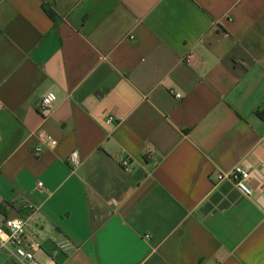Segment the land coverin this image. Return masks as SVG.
<instances>
[{
	"label": "crops",
	"instance_id": "obj_1",
	"mask_svg": "<svg viewBox=\"0 0 264 264\" xmlns=\"http://www.w3.org/2000/svg\"><path fill=\"white\" fill-rule=\"evenodd\" d=\"M236 167L249 198L214 179ZM18 217L42 264H264V0H0V221Z\"/></svg>",
	"mask_w": 264,
	"mask_h": 264
},
{
	"label": "built area",
	"instance_id": "obj_2",
	"mask_svg": "<svg viewBox=\"0 0 264 264\" xmlns=\"http://www.w3.org/2000/svg\"><path fill=\"white\" fill-rule=\"evenodd\" d=\"M186 62L190 63L191 57H188ZM176 97L181 98V95H177ZM55 103L56 96L54 94L46 95L38 106V112L46 118L52 111ZM114 122L115 120L113 118H109L106 124L113 125ZM38 137L40 139V145L36 146L33 151L36 156H39L43 152V147L54 148L56 146L55 139L48 133L40 131ZM82 163L79 152L74 151L70 154L68 165L72 173H75L81 167ZM121 164L124 168L128 169L129 162L127 160L122 161ZM250 176V171L242 167H236L228 173L215 174L214 179L217 183L230 181L243 196L249 198L253 195V191L248 185ZM38 187L42 188L43 184L39 183ZM26 226L27 220L22 217L0 221V254L6 255L11 264H42L35 258V252L39 249V246L30 242L25 232ZM45 264L57 263L54 260H50Z\"/></svg>",
	"mask_w": 264,
	"mask_h": 264
},
{
	"label": "trees",
	"instance_id": "obj_3",
	"mask_svg": "<svg viewBox=\"0 0 264 264\" xmlns=\"http://www.w3.org/2000/svg\"><path fill=\"white\" fill-rule=\"evenodd\" d=\"M49 13V12H48ZM49 15L53 18V15H52V13H49Z\"/></svg>",
	"mask_w": 264,
	"mask_h": 264
}]
</instances>
